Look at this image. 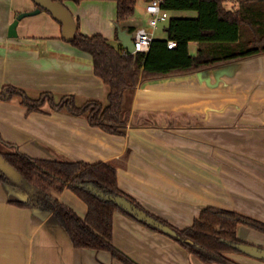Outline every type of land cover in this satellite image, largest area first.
<instances>
[{
    "label": "crops",
    "instance_id": "obj_1",
    "mask_svg": "<svg viewBox=\"0 0 264 264\" xmlns=\"http://www.w3.org/2000/svg\"><path fill=\"white\" fill-rule=\"evenodd\" d=\"M63 4L78 17L81 33L115 39V1ZM36 7L33 0H0V90L12 85L32 98L48 91L56 101L72 94L77 104L105 102L107 88L94 74L91 55L62 37L61 24L49 12L22 18L16 36H8L15 16ZM120 24L147 26V14ZM198 47L190 41L189 54ZM0 138L36 159L112 162L119 188L179 229L191 225L204 206L264 222V53L139 82L124 134L107 133L48 102L28 112L15 94L0 100ZM55 195L86 216L87 205L72 190ZM25 200L0 181V264H124L106 250L74 247L51 211L18 205ZM112 222V242L139 264H216L119 210ZM236 234L264 248L263 233L241 224ZM228 256L264 264L244 253Z\"/></svg>",
    "mask_w": 264,
    "mask_h": 264
},
{
    "label": "trees",
    "instance_id": "obj_2",
    "mask_svg": "<svg viewBox=\"0 0 264 264\" xmlns=\"http://www.w3.org/2000/svg\"><path fill=\"white\" fill-rule=\"evenodd\" d=\"M53 1L63 3L65 0ZM71 1L79 3L82 0ZM111 1L116 2L114 40L99 33H81L79 19L73 15L76 32L74 39L70 41L73 46L91 55L94 74L102 79L107 88L105 102L88 99L77 104L72 94H65L56 101L48 91H42L36 98H32L25 90L12 85L3 86L0 100L19 94L28 112L41 111V106L48 102L53 109L64 108L74 115L85 116L91 125L107 133L124 134L134 91L139 82L200 71L264 53V0H162L161 7L168 13L193 11L195 15H169L163 22L166 37L153 38L148 52L132 54L123 52L124 46L117 37V27L134 32L136 27L122 26L120 23L133 16L136 0ZM169 40L175 41L173 48L167 47ZM190 41L198 43L195 55L188 52ZM0 155L23 180L13 179L0 168V181L26 198L24 202H18V205L51 211L74 247L106 250L124 264H139L112 242L115 210L162 232L95 192L124 196L147 211L119 188L117 171L112 162L36 159L18 151L13 144L1 138ZM66 188L72 190L87 205L84 218L58 201L55 193ZM147 212L176 231L175 236L162 233L176 240L204 263L241 264L228 256L229 252L243 253L236 247V244L245 242L236 234L237 226L241 224L264 234V222L215 206L202 207L192 224L182 229Z\"/></svg>",
    "mask_w": 264,
    "mask_h": 264
},
{
    "label": "water",
    "instance_id": "obj_3",
    "mask_svg": "<svg viewBox=\"0 0 264 264\" xmlns=\"http://www.w3.org/2000/svg\"><path fill=\"white\" fill-rule=\"evenodd\" d=\"M36 4V8L29 11H23L18 13L14 20L9 25L8 36L13 37L16 36V26L18 22L27 16L35 15L41 11V9H45L49 12L52 17L57 20L61 24L62 37L66 41H72L75 37L76 32V22L73 17L71 11L59 1L53 0H33ZM117 37L121 44L128 50V52H133L134 45L132 41V33L127 32L126 29H122L120 26L117 27ZM0 168L10 177L17 181H23L18 172L11 167L0 155ZM98 195L106 200H110L117 204L122 209L126 210L130 214H132L136 219L143 221L151 226L156 227L157 229L165 232L169 235L175 236L176 231L167 224H164L160 220L151 216L147 211L139 208L133 202L128 200L124 196H110L104 195L100 192L95 191ZM236 247L242 251L244 254L260 258L264 260V248L253 245L246 242H241L236 244Z\"/></svg>",
    "mask_w": 264,
    "mask_h": 264
},
{
    "label": "built area",
    "instance_id": "obj_4",
    "mask_svg": "<svg viewBox=\"0 0 264 264\" xmlns=\"http://www.w3.org/2000/svg\"><path fill=\"white\" fill-rule=\"evenodd\" d=\"M162 0H145L144 13L147 14V26L140 25L136 27L132 33V41L134 45L133 52H128L124 47V53L132 54L137 52H148L150 44L153 40L154 29L158 24L163 23L169 17V13L162 9ZM175 41L169 40L167 43L168 48H173Z\"/></svg>",
    "mask_w": 264,
    "mask_h": 264
},
{
    "label": "rangeland",
    "instance_id": "obj_5",
    "mask_svg": "<svg viewBox=\"0 0 264 264\" xmlns=\"http://www.w3.org/2000/svg\"><path fill=\"white\" fill-rule=\"evenodd\" d=\"M235 4H236V1H235ZM144 6H145L144 0H136L135 12L133 14L135 18L142 15V12L144 11ZM171 13L172 14L176 13V15H181V16H194L195 15V12L193 11H175ZM164 26H165L164 24L160 25L159 28L156 30L155 32L156 38H163L165 36Z\"/></svg>",
    "mask_w": 264,
    "mask_h": 264
}]
</instances>
